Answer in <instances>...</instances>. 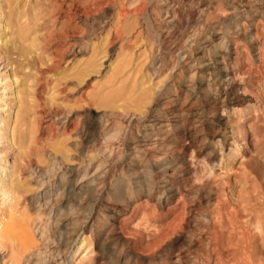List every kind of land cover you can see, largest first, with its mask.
Returning <instances> with one entry per match:
<instances>
[{
    "label": "bare ground",
    "instance_id": "bare-ground-1",
    "mask_svg": "<svg viewBox=\"0 0 264 264\" xmlns=\"http://www.w3.org/2000/svg\"><path fill=\"white\" fill-rule=\"evenodd\" d=\"M109 1L110 4H112L111 6H113V4L116 2V0L115 2L114 0ZM124 1L125 0H122L121 2ZM126 1H128L127 5L125 3H118L117 6L114 5L116 8H113V13H111L114 14L112 21L113 23H111V25L113 24L112 33L116 36V39L118 37V39L121 38V40L124 41L125 38L123 39L122 36H127L126 38L129 36H135L133 39L135 40L145 28L148 29L146 27L147 25L144 26V24L139 23L142 21L140 17V21L136 20V18H138L139 15L142 17L143 12L147 13V16H149V26L152 30V33H147L149 47L146 46V49L151 50V48H154L152 49L154 50L152 53V56L154 55V57L150 63L148 62L149 68H147L148 70H151V72H149L153 75L160 74L159 76H161L163 72H166L169 69V72L167 71L166 73V75H168L173 71L174 68H176L177 64L184 62L185 69H177L176 74L174 75L176 80H172L173 83L170 87L168 86L170 88H167L168 91L175 92L177 89L174 87L175 82L178 80L182 82L181 78L187 77L188 74H191L189 76V81L184 82L183 85L179 86V89L182 92L194 93L196 99L200 98L199 100L203 99L206 101L210 98L209 96L210 91L212 90L211 88L214 87V94L217 97H214L215 101L213 100L214 103L212 104L221 108L220 110H222L223 113L220 116H224L225 108H231L233 109L234 113L241 114V117H243V122H241L242 124L240 123L241 125L238 127L239 132H234L232 129V132L230 131V139L235 143L230 144L231 147L229 148V158L234 157L238 152H240L243 145L252 144L254 139L258 138V134L254 128L256 118H250L248 113L250 110H253L254 106H256L255 104L260 101L261 97L257 96L256 98H252V96L248 94L254 91L252 86L248 84L251 83L250 80H248L244 88L239 85L237 87L235 83V80L237 81L238 79V77L236 79L237 74L241 78V76L244 77L245 75L251 73V70L249 71L247 68V70L242 71V68L240 67L241 69H238L236 64H238L237 61H242L240 60V53L243 51L242 49L249 47L253 50L254 48L255 37L253 39L252 35L258 32L257 29L260 26L264 25V21H262L264 20V0H253V2L258 5L256 7H249L248 9L247 7L241 9V4L247 3L250 0H226L228 1L226 4H231V6L227 8L220 7L221 9L218 8V4H220L222 0L217 1L216 5L214 4V0H206V2L203 1V4L197 6V18L193 17L191 10L186 12L185 9L190 8V6L195 2L200 3L199 0ZM161 1L165 2L164 6L166 8L164 9V12L163 10L161 12L158 7V4ZM134 2H137L138 4L132 6ZM25 3H27V0H0V65H2L3 70V73H0V85L5 81L4 86L0 87V144H3L5 141H7L10 142V145H12L13 131L12 128L10 130L11 110L15 107L18 114V110L23 104V95L25 92H27L28 88L31 87L24 86V84L26 85L27 83V79L25 80V77L27 78L28 75L30 76L31 72L36 73L33 67L35 61L31 62V60H34L36 57H38V54L36 53L42 50L43 52H41L46 54L47 56H45L48 57L50 53L48 55L47 51L53 46V53H56L55 58L62 60L65 59V55L68 52L67 49L69 47L74 49L76 46L75 41L80 40V49H84V44L86 45V42L88 41V39H86L87 35L84 37L83 35L81 36V34H79L80 36H78V40L75 38V40L72 42H67L70 37L68 35L69 32L66 31L65 27L64 29L62 28L61 33L55 37L54 41L51 42V40L45 39L44 35L40 34L38 27L36 28L34 25L32 27V24L30 23L31 20L28 16L29 12L24 11ZM226 4L224 5L226 6ZM247 5L248 4H246V6ZM126 6L132 7H130V9ZM147 6L149 7L146 8ZM72 7L74 8V6ZM88 13L87 9L81 6V8H78L75 11L73 10V12H65L64 14L58 12L57 17L62 19L61 25L67 26L70 22L69 20L75 21L76 16L78 15L81 20L80 26L83 27V29L80 27L82 29L80 30L82 33L84 28L87 27L86 24L89 21ZM165 15H167V18L170 20H173V18L179 16L182 20L180 22L181 27L179 28H181L182 31L178 34H175L173 30H175L177 26L175 27L172 25V21H170L171 23L166 22L169 24V27L165 26L164 24L166 23L163 24L161 21L165 19ZM27 16L29 20H27ZM215 19L218 23H216L218 26L215 24L216 27L212 25V21ZM39 20L43 21L44 19L41 18ZM93 20L95 19H92V22H94ZM101 20L103 21V18ZM101 20L99 21V25L101 24ZM146 20L147 19H145V21ZM103 22L102 24H106V22ZM145 23H147V21ZM137 26H139L138 29H135ZM100 28L101 26L97 27L98 30ZM94 31L97 32V30L93 29V32ZM196 33L198 34V37L199 34L204 33V37H199L203 39L201 42L196 41V39L194 40L195 35L197 38ZM107 35L108 33L105 34V36ZM105 38L107 39V37ZM105 38H103V40ZM66 44L69 46L65 47ZM195 46L198 48H206L207 50L205 51L207 52L205 53L207 54L203 53L201 56L190 60L192 55L191 51L193 50L192 48ZM77 47L79 48V46ZM121 49L124 50L123 48ZM56 62L55 64H57ZM82 63L83 64L79 66V73L74 75V77L78 80L77 85L85 81L87 69L90 67L88 66V62ZM39 64H41V62ZM42 66L44 67V65ZM168 66L170 68H168ZM50 68L51 67H49V71L51 70ZM45 70L47 71L46 68ZM37 73H39V71ZM149 76L150 75H144L142 77L139 84V91H143L145 93L148 92V96H152L151 88L149 89L146 87L148 82H150V80H148ZM204 77L208 78L207 81H205L206 79ZM144 79H147V81H144ZM28 81H30V79ZM150 84L151 83H149L147 86ZM29 85H31V83ZM152 89L155 88L153 87ZM179 89L177 91H179ZM137 92L138 90L136 91V94ZM176 93L177 92H175V94ZM6 96L8 97L5 98ZM135 96L136 95H134V97ZM26 98L27 97H25V99ZM186 98H184V100H186ZM4 99H7L8 102L6 103ZM119 102H122L121 104H123L122 100ZM244 103H246V105H244L245 107L242 108ZM202 104L203 103H201V105L199 104V107L197 106L193 109H190L189 107L178 112H174V110L173 112L170 111V116L173 120L171 119L172 121L165 123V125L168 126L171 124L177 129L171 136L162 135L160 137L159 132L163 126H161V128L159 126V128L153 129L150 132L148 130V132L137 134L141 137L142 143L144 144L143 146L145 148L152 146L157 148L156 145L158 146L159 144L160 147L158 146V149L169 148L171 146V148L175 149V152L178 150L177 152L181 153V155H184L183 158L173 155V149L169 151L167 149V151L165 150L161 153L157 152L158 154L148 153V155L143 157L144 162L142 161V164L136 168H133L134 170H126L125 172H123L122 168L116 169V166H113L114 163L111 164L110 160H104V162H99L96 165L93 174L90 176L89 172L86 170L90 168L92 159L82 160L85 159L83 157L86 155H81L82 159L79 158L81 159V164L77 165L76 167L64 168L55 164L52 165L51 171L60 172L62 175L59 177L57 182H54L51 185L49 183V189L54 188V196H58V194L61 195V198L64 199V207L70 208L69 205L79 203L81 200H84L87 197L97 199L99 198L98 194L103 192L101 189H104V195H107V199L112 202L111 204L105 201L101 202L99 200V202L96 201L94 203V210L97 215L94 217L95 219L93 223L97 226L91 224L89 231L87 232V236L85 235V229L76 225L77 223L85 224L86 221L84 220L89 216L84 218V220L76 221V225L69 227L67 224L62 223V227L52 234V237L54 239H58L62 246H64L65 249L63 251L70 250L71 246L74 245L71 260H73L76 255H81L86 251L87 247L89 246V236H94L98 242H101V244L103 242L105 247L109 245V242H114L113 245L116 247L113 248V251L119 264H264V213H262L264 212V208H262L264 207V177H261L259 173H250L252 176L249 181L254 187V192L252 193L255 194H252L253 199H249L248 196L249 201H247L250 202L253 207H248L249 204L247 206L245 204V207H238L239 205H235V207L228 202L230 199L227 202L223 201V199L220 200L221 197H218V191V196L216 195V192L213 194V190L211 188L212 185L209 187L207 183L209 179H211V175L215 172L214 166L218 163V156H214L216 153L215 152L214 155H209L208 158L199 157L198 152H196L195 145L200 141L209 139L211 145L213 146V150L217 151L215 147L222 144L223 146L221 147L224 148V141L221 138H218L214 130L216 127L220 126L222 118L225 119V117L209 120V118H211L209 117L210 115H208L209 111L207 112L205 107L206 105L202 106ZM143 109H138L140 114L143 113ZM254 111H256V109ZM227 113L229 112L226 111L225 116ZM246 114H248V116ZM180 116L183 118H179V120L178 117ZM149 119H152V117ZM190 119H192L191 126L188 128L187 126H184L183 130H180V125H183V122ZM156 120L157 119H152L150 121L152 123V121L156 122ZM107 122L108 121H106V123ZM133 126L134 129L141 128V125L138 126L135 124ZM62 128V133H65L66 126ZM146 128V125H143L142 130H145ZM114 131L116 133L124 131V129L121 130L120 128L115 129ZM132 131L134 132L133 129ZM8 134L9 136L7 137ZM157 135H159V137ZM121 139V147L124 146L127 148H136L141 145L140 141H134L132 132L125 134V136ZM164 139L165 141L169 140V142L164 143ZM158 141L161 142L158 144ZM220 141H222V143ZM118 146L119 145H117V147ZM100 148L102 147H99V153L103 151L109 152L110 154L117 149L116 147L106 148L105 146L102 149ZM98 151L96 150V152ZM220 151H222V149H220ZM170 152L172 155L168 156L167 153ZM51 155L54 160L57 161L65 160L66 158H73L70 154H67V151L63 148L58 153L56 151H51ZM134 156L128 160L132 161V159L135 158ZM220 157L222 158V155ZM112 160L113 162L117 161L118 155H115ZM159 161L162 163L158 165L157 162L159 163ZM84 163H86V166L81 168ZM125 173L133 175L134 181H131L132 177L130 176L127 177L125 175L127 178H124L123 176ZM158 173L159 175L155 176V174ZM78 174L81 177L76 183H72L67 187L64 186L60 192L58 191L60 189V184L66 180L67 176L73 177L75 175L77 176ZM14 176L15 171L13 170L11 175H6V177L2 178L0 177V248L4 249V252H6V260L2 261V264H22L20 259L22 254H24L30 248L38 247L32 235V231L30 230V225L35 219L39 218V214H32L29 211L25 201L19 205L18 191L20 192L24 186L22 185L21 181L14 178ZM53 176H55V174H53ZM182 176H184L186 180L179 182L182 183V185L179 183H177L179 184L177 185L174 178H181ZM212 176L214 178V174ZM50 177V175H47V178ZM213 178L211 181H213ZM182 179L183 178H181V180ZM156 183L160 184L154 186ZM218 187L220 186L215 187L216 190H219ZM250 190L252 191V189ZM57 191L59 193H57ZM154 193L159 194L155 199L156 201H152L153 204L152 206L150 205L151 209H148L151 210L152 213L156 210H160L163 213L162 216H171L169 220V226L167 227V232L164 235L160 233L162 236L157 237L158 234H156L154 231V234L157 237L156 240H154L156 238L155 236L152 237L149 235L151 238L150 241H152L153 238L154 242L152 241L151 243L146 241L147 245L143 246L138 243L139 240H136L137 242H132V250L128 248V252H124L125 250L123 249V244H120L119 236H121L124 232L123 225L125 220H132V218L138 214V212H140L138 211L140 208H145L150 202L149 200L154 198ZM190 194H193V196L196 197V200L194 199V201H192L193 204H190L191 206L188 207L186 201L191 198L189 197ZM173 198L174 204L171 203L173 202ZM170 203L172 205H170ZM146 208L142 210L140 213L141 215L146 213ZM177 209H179L178 212L176 211ZM66 213L70 214L68 211H66ZM156 231L158 232V230ZM47 232L42 230V236ZM179 233L183 234V237L181 236L182 239H180V246L178 248L175 247L176 249L163 250L162 244L164 239L168 237L172 238L174 235H179ZM150 238H148V240ZM37 252L38 255L45 253L44 259H46L47 262L51 261L52 257L56 255L54 254V249L48 250L46 248L44 252H41L40 250ZM55 252L57 253V251ZM128 254H135L136 256L142 255L146 257V260H140L141 257L140 259L138 257L133 259L129 257ZM38 261L44 263L43 258H38ZM33 262L29 261V264H34L35 262ZM51 262L48 264H52Z\"/></svg>",
    "mask_w": 264,
    "mask_h": 264
},
{
    "label": "rangeland",
    "instance_id": "rangeland-1",
    "mask_svg": "<svg viewBox=\"0 0 264 264\" xmlns=\"http://www.w3.org/2000/svg\"><path fill=\"white\" fill-rule=\"evenodd\" d=\"M108 1L109 0H27V3H25L24 11L29 12L28 16L31 20L30 23L32 24V27L33 25L36 28L38 27V29L40 30V34L44 35L45 39H49L51 40V42L54 41L55 37H57L61 33L62 28L64 29L65 27L66 31L69 32L68 35L70 37V39H68L67 42L69 41L72 42L73 40H75V38L76 40H78L77 38L78 36H80L79 34H81V36L83 35L84 37L87 35L86 39H88V41L86 42L87 43L86 45L84 44V46L86 47V48L84 47V49L83 48L80 49V45H81V43L79 45L80 40L75 41L76 46L74 47V49L72 47L71 48L69 47L71 50L69 48L67 49L68 54L66 53L65 59L62 60L59 58H55L56 53H53L54 52L53 46L51 47V49L49 48L47 51L48 55L50 53L48 57H46L47 56L46 54L42 53L43 52L42 50H41L42 52L39 51L38 53H36L38 54V57H36L34 60H31V62L35 61L33 67L36 73L31 72L30 76L28 75L27 78L25 77V80L27 79L26 82L28 84L26 83L25 85L24 83H21L24 84V86H28V87L31 86L27 90L28 93L27 92L24 93V95L26 94L27 95L26 96L23 95L24 105L22 104V107L19 108L18 114H17V109L15 107L11 110L10 130L12 128L13 131L12 145H10V142L7 141H5L3 144H0V177L1 178L6 177V175L9 176L14 170L15 171L14 178L21 181L22 185L24 186L20 190V192L18 191L19 205H21V203L25 201L29 211L32 214L33 213L39 214V218L35 219L30 225V230L32 231V235L38 247L30 248L24 254H22V257L20 258L22 264L23 263L29 264V261L31 262L34 261L35 262V263L33 262L34 264H42L43 262L38 261V258H43L44 260L43 264L46 263L48 264L53 260L56 262L53 261L51 262L52 264L55 263L56 264H119L115 256V253L113 251V248L116 247L115 245H113L114 242L112 243L109 242L108 243L109 245L105 247L103 245V242L101 244V242H98L94 236H89L88 238L89 246L87 247L86 251L81 255H76V257L73 260H71L73 255L72 251L74 245L71 246L70 250L63 251L65 249L64 246H62V244L59 242L58 239H54L52 237V234L62 227V223L67 224V226L69 227L72 225H76L77 223L76 221L84 220V218L89 216L91 219L89 217L86 218L84 220L86 221L85 224L77 223L76 225L78 227L80 226V228L85 229L86 231L85 235L87 236L89 227L91 226V224H94L93 223L95 219L94 217H96L97 215V213L94 210V206H95L94 203L96 201L99 202L100 200L101 202L105 201L112 204V202L109 199H107L108 198L106 197L107 195H104V189H101L103 192H101V194L100 193L98 194L99 198L97 199L87 197L84 200H81L79 203L69 205L70 208L64 207L63 206L64 199L61 198V195L58 194V196L57 195L54 196L55 195L54 188L49 189V183L51 185L52 183L57 182L59 177L62 175L60 172L57 171L55 172L53 171L54 172L53 173L51 171L52 165L55 164L64 168L76 167L77 165L81 164V159H82L81 155L83 156L86 155L83 157L85 159L82 160L92 159L90 168L86 170L89 172V176L93 174L96 165L99 162H104V160L105 161L110 160V163L111 164L114 163L113 166L115 165L116 169L122 168L123 172H125L126 170L131 171L133 168L138 167L140 164L144 162L143 157L148 155V153L158 154L164 152L165 150L167 151V149L168 151L173 149L171 148V146L169 148H160L161 150L158 149L160 147L159 143L161 141L157 142L159 144L158 145L159 147L156 145L157 148L153 146L145 148L143 146L144 144L142 143L141 137L137 135L143 132H148V130L150 132L153 129L159 128V126L160 128L161 126H163L159 132L160 137L162 135L171 136L172 134H174L175 130H177L174 127V125L171 124H169L168 126L165 125V123L167 122L169 123V121L173 120L172 117L170 116L173 110L174 112H178L182 109H187L189 107L190 109H193L197 106L199 107L201 103H203L202 106L206 105L205 107L207 109V112L209 111L208 115H210L209 117H211L209 118V120L225 117V119L222 118V122L220 123V126L216 127V129L214 130L218 138H221L224 141V148L221 147L223 146L222 144V145H217V147H215L217 151L213 150V146L211 145L209 139L200 141L195 145L196 152H198L199 157L208 158L209 155L212 156L214 155L215 152L216 153L214 156L216 157L218 156L219 164L217 163L216 164L217 166L216 165L214 166L215 172L213 171L215 179L213 178L212 176L213 174H212L211 179H209L207 184L209 187L211 185L214 187L213 188L211 186L213 190V194H215V192L216 195L219 193L218 194L219 196L218 195L217 196L219 198L221 197L220 200L223 199V201L227 202L230 199L228 202L231 203L233 206L239 205L238 207H242V206L245 207V204L246 206L249 204L248 207L252 206L251 203L248 202L249 199H253L252 194H255L252 193L254 192L253 191L254 187L251 185L249 181L252 176L251 174L255 172V174L259 173L261 177H264V25L260 26L257 29L258 32L252 35L253 39L255 37L253 50L250 49L249 47H245L246 48V49L244 48L245 50L242 49L244 51V52L241 51L242 53H240L241 54L240 60L242 61H237L238 64H236V67L238 69L242 68V71H245L248 68L249 71L251 70L250 71L251 73L245 75L244 77L241 76V78L237 74L236 79L237 77L238 79L237 81L235 80L237 87L239 85L242 88H244L248 80H250L251 83L248 84L252 86V89L254 91L247 93L251 95L252 98L254 97L256 98L257 96L261 97L260 101H258L257 104H255L256 106H254L253 110H250L248 113L250 115V118L252 119L256 118L254 128L258 134V138L254 139V142L252 144L243 145L240 152H238L234 157L229 158V148L231 147L230 144L235 143L230 139V134H231L230 131L232 129L234 132H239L238 127L239 125L242 124L241 122H243V117H241V114L237 113L238 114L237 115L236 113L233 112V109L225 108V112L227 111L229 113H227L225 116V112H224V116L221 117L220 115H222L223 113L222 110H220L221 108L219 106L212 104L214 103L215 98L217 97L214 94L215 92L214 87L211 88L212 92L210 91V96H209L210 98L206 101H204L203 99L199 100L200 98L196 99L194 93L185 92L186 93L185 94L184 92H182L179 89V86L183 85L184 82L189 81V76L191 74L190 75L188 74L187 76L188 78L187 77L181 78L182 82H180V80L175 82L174 87L177 88L175 92H177L178 94L177 93L175 94V92L173 91L169 92L167 88H169L172 85L173 81L176 80L174 78V75L176 74L177 69L178 68L185 69L184 62L181 63L183 65L177 64L176 68H174L173 71L170 72L168 75H166V73L167 71L169 72L168 69L170 68L169 66L167 68L168 70L166 72H163L164 74L161 72L163 74V75L161 74V76H159L160 74L158 75L151 74L150 73L151 70L150 69L148 70L149 68L148 64L152 61V58L154 57V55L152 56V53L154 51L152 49L154 48H151V50L146 49V46H148L149 43L148 34L152 33V30L150 29L149 26V19H148L149 16H147V13L143 12L142 17L141 15H139L138 18H136V20L140 21L139 20L140 17V19L143 21V19L146 17L145 19H147L146 20L147 23H145L146 22L145 19H144L145 22L140 21L139 23L144 24V26L147 25L146 27L148 29L145 28L143 32L136 37L135 40H133L135 36L133 37L129 36L128 38H126L127 36L125 37L122 36L123 39L125 38L124 41L121 40V38L118 39V37L116 39V36L112 33L113 24L111 25V23H113L112 21L114 18V14L111 13H113V10L116 8L115 6H117L118 3H125L127 5L128 1L125 0L124 2H121L122 0L120 1L116 0L115 2L114 0L115 4H113V6H111L112 4H110V1L109 2ZM163 1H161L158 4L159 10H161V12L162 10L164 12L165 11L164 9L166 8L164 6L165 2ZM199 1L200 3L195 2L190 6V8L187 7L188 9H185L186 12H188V10H191L193 17L195 18L198 17V16L196 17L197 6L206 2V0H199ZM217 1L219 0H214L215 5ZM226 2L228 1L222 0L221 3L218 4L219 5L218 8L230 7L231 4L227 5ZM223 3L226 4V6ZM137 4H138L137 2H134L132 6ZM243 4H241L242 6L241 9L246 7L248 9L249 7H256L258 5L254 3L253 0H250L249 2ZM246 4L248 5L246 6ZM80 5L87 9V13L89 10L88 13L89 21L86 24L87 27L84 28V31H82V33L80 30H82L83 27L80 26L81 20L78 15L76 16L75 21L69 20L70 21L68 23V25L70 24L69 26L61 25L62 19L57 17L58 12H61V14H64L65 12H73V10L75 11L78 8H81ZM72 6H74V8ZM132 6L129 7L126 6V7L130 8ZM148 7L149 6H147L146 8ZM68 9L71 10L73 9V10L71 11ZM28 16H27V20H29ZM41 18L44 19L45 21L39 20ZM102 18L103 21L105 19L104 22L101 20ZM92 19H95L93 20L94 22H92ZM100 20H101L100 22L101 24L99 25ZM161 21L163 24L166 22L171 23L170 21H172L171 24L174 25L175 27L177 26L175 30H173L175 34H178L179 32L182 31L181 28H179L181 27L180 22L182 21L179 16H176L175 18H173V20H170L169 18H167V15H165V19ZM102 22L103 23L106 22V24H102ZM212 23H213L212 25H214L215 27L218 24L216 19L213 20ZM164 25L169 27V24L167 23ZM100 26L101 28L98 30L97 27ZM138 27L139 26L135 27V29L136 28L138 29ZM93 29L97 30V32L95 31L93 32ZM106 33H108L107 36H105ZM201 36L204 37V33L199 34V37ZM102 37L103 38L107 37V39L105 38L103 40ZM199 37L198 34H197V38L195 35L194 40L196 39V41L201 42L203 39ZM67 46L69 45L66 44L65 47ZM77 46H79V48ZM197 46L192 48L193 50L191 51L192 55L190 60H193L195 57H199L203 53L207 52L205 51L207 50L206 48L205 49L202 47L198 48ZM120 47L123 48L124 50H122ZM196 47L197 49L195 50ZM55 60L58 62H56ZM39 61L41 62V64H39L40 63ZM55 62L57 64H55ZM82 62L85 63L88 62V66L90 67L89 69H87L85 81L77 85L78 80L74 77V75L79 73V69H80L79 66L83 64ZM42 65H44L47 71ZM37 67L39 70L37 69ZM49 67H51L50 69L52 71L51 70L49 71ZM38 71L40 74L37 73ZM0 73L1 74L3 73L2 65H0ZM144 75H150L148 77V80H150L148 84L149 83L151 84L149 86H147L148 85L147 84L146 87H148L149 89L151 88L152 93L151 92L150 93L152 94V96H148L149 95L148 92L145 93L141 91L142 92L141 93L139 91L140 89L139 84ZM204 78L206 79L205 81H207L208 78L206 77ZM29 79L30 81H28ZM151 80L153 83L151 82ZM144 81H147V79L146 80L144 79ZM30 83L31 85H29ZM4 84L5 81L1 83L0 87L1 86L3 87ZM153 87L155 89H152ZM178 89L179 91H177ZM137 90H138L137 94L139 93L138 95L136 94ZM134 95L136 96L134 97ZM121 96L123 97V99ZM7 97L8 96H6L5 98ZM25 97L27 98L25 99ZM184 98H186V100H184ZM120 100L123 101V104H121L122 102H119ZM4 101H6V103L8 102L7 99H4ZM244 105H246V103L243 104L242 108L245 107ZM141 108L144 109L142 110L143 113L140 114L138 109ZM255 109L257 112L254 111ZM248 114L246 115L248 116ZM151 117L152 119H157L156 122L157 121L158 122L156 123L155 121H152L151 123L150 120L152 119H149ZM179 118H183V117L180 116L178 117V119ZM106 121L108 122L106 123ZM191 121L192 119L183 122L182 123L183 125H180V128L178 126V128L180 130H183L184 126L185 127L187 126V128L190 127L192 124ZM159 122L161 123V125ZM118 123L120 124V126ZM135 124H137L138 126L141 125V128L140 129L135 128L136 129L135 130L133 126ZM142 124L146 125L147 128L145 130H142L143 128ZM65 126H66L65 133L63 132L64 133L63 135L62 127ZM120 128L121 130L124 129V131L115 133L114 130ZM132 129L134 130V132L132 131ZM129 132L133 133L134 141H140L141 145H139L136 148H132V147L127 148L124 146L122 147L120 146V142L122 141L121 138H123L125 134H128ZM167 132L169 135L167 134ZM159 135L157 136L159 137ZM8 136L9 134L7 135V137ZM163 142L167 143L169 142V140L165 141L164 139ZM220 142L222 143V141ZM117 145L119 146L117 147ZM104 146L106 148L116 147L117 149L113 151L114 153L112 152L111 154L109 152H103V151L99 153L98 151L99 147L103 148ZM62 148L66 150L67 154H70L73 158L72 159L66 158L65 160H61V161L54 160V158L51 155V151H56L58 153L59 151L62 150ZM220 149H222V151H220ZM96 150L98 152H96ZM173 150H174L172 152L173 155L179 156L180 158L184 157V155H181V153L177 152L178 150H176V152L175 149ZM115 155H118V160L113 162L112 159L114 158ZM167 155L171 156L172 154L170 152L167 153ZM221 155L222 158L220 157ZM132 156H134L135 158L132 159V161H129ZM161 163H162L161 161H159V163L157 162L158 165ZM85 166L86 163H84L81 168ZM53 174H55V176H53ZM47 175H50L51 177L47 178ZM78 175L77 176L75 175L73 177L67 176L66 180L60 184L59 186L60 189L58 191L60 192V190L64 186L67 187L72 183H76L78 179L81 177L80 175L79 176ZM125 175L127 177L128 176L132 177L131 181H134L133 175H129L125 173L123 176L124 178L126 177ZM157 175H159V173L155 174V176ZM181 178L183 179L181 180ZM181 178L179 177L174 178L176 184L186 180L184 176H182ZM212 178L213 181L215 180L214 182L211 181ZM158 184L160 183H156L154 184V186ZM179 184L182 185V183ZM217 186H220L218 187L219 190H216L215 187ZM250 189H252V191ZM58 191L57 193H59ZM158 194L159 193L156 194L154 193V198L149 200L150 204L148 203L146 206L147 208L145 207L147 214L145 213L144 215H141L140 213L145 208L142 209L140 208L138 210L140 212H138V214H136L132 218V220L131 219L125 220L123 225L124 232L122 233L121 236H119L120 244H123V249L125 250L124 252H128L127 250L131 249L132 247V242H137L136 240L140 241V242L138 241L139 244L146 246L147 242L152 243V241L154 242V240H156L157 237H161L167 232V227L169 226V220L171 216L170 215L162 216L163 213L160 210H156L153 213L151 212V210H149L151 209L153 202L156 201L155 199L158 196ZM189 197H191L189 198V200L190 199L191 200L189 201L187 199L189 202L186 201L188 207L193 204L192 201H194V199L196 200V197L193 196V194H190ZM171 203L174 204V198H173V202ZM171 203L170 205H172ZM66 211H68V213L70 214H67ZM176 211L178 212L179 209H177ZM95 225L96 224H94V226ZM42 230L48 232L45 233V235L43 234L42 236L41 234ZM156 230H158V232ZM154 231L156 232V234H158L157 237L154 234L155 233ZM149 235L152 237L155 236L156 238L154 237L155 239L153 240L152 238V241H150L151 238ZM181 236L183 237V234L179 233V235L178 234L174 235L172 238L168 237L164 239V242L162 244V249L168 250V249L178 248L180 246V239H182ZM147 237L150 239L148 240ZM46 248L48 250L54 249V254H56V255L53 254L54 257H52L51 261L49 262H47L46 259H44L45 253L38 255L37 252L39 250L41 252H44ZM55 251H57V253ZM128 256L133 259L135 257H138L140 259L141 257L140 260H144V261L146 260V257L142 255L136 256L135 254H128ZM5 260H6V252H4V249L0 248V264H2V261Z\"/></svg>",
    "mask_w": 264,
    "mask_h": 264
}]
</instances>
